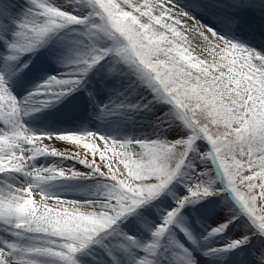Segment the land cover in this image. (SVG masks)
<instances>
[{
  "label": "rangeland",
  "instance_id": "374dc122",
  "mask_svg": "<svg viewBox=\"0 0 264 264\" xmlns=\"http://www.w3.org/2000/svg\"><path fill=\"white\" fill-rule=\"evenodd\" d=\"M46 2L80 17H88L91 11L87 0ZM193 2L194 0H174L175 5L192 11L197 19L210 24L217 22V16L227 15L232 11L221 3L218 5L213 2L212 12H199L191 8ZM5 3L11 7V13L6 19L0 17V76H3L9 91L16 97L20 109L19 118L32 134V138L24 145L26 159L21 160L15 155L0 156V191L11 188H19L22 191L26 197L25 219L32 232L17 229L10 220L0 219V248L7 251V245L15 243L19 248L54 245L58 250L63 242L62 237L85 231L92 220L100 218L96 215L97 212L103 215L99 202L108 197L120 204L121 199H117L120 193L142 195L148 187L144 181L154 174L148 172V168L155 161L153 153L159 152L160 162L167 166L168 153L171 152V148L166 145H149L141 149L133 147L126 152L120 149L110 151L105 145L106 150L101 152L98 145L89 142L80 134L94 133L97 137H106L122 143L130 142L138 147L139 141H171L188 135L189 130L176 116V110L170 107L168 99L153 90L135 65L126 63L112 54L106 55L95 64L78 83L73 80L75 87L45 84L51 76L72 79L79 71V68L75 67V61L80 60L81 56L93 47L106 48L111 41L103 38L102 34L90 36L87 23L70 24L50 33L44 40L49 38L47 43L42 42L39 46L20 53L15 60L9 59L13 53L7 47V42L18 39L13 35L17 30V22L26 18L40 22L43 18L31 0H0V5ZM100 3L106 10L110 6L118 7L115 0H100ZM252 14L254 16L242 22L238 29H227L221 25V30L233 42L264 54V33L260 35L254 31L258 26L264 27V17L261 19L256 17V13ZM112 16H121V13L112 12ZM88 19L91 21L98 18ZM32 39V36H26L22 41L23 45L27 47L32 43ZM137 59L140 57L137 56ZM71 63L75 66H70ZM25 64L27 67H23ZM80 75L81 72L76 77ZM69 87L72 90L64 92L65 95L62 96L61 90ZM216 99L220 97L209 96L206 102L190 97L188 103L196 109H201L203 105L204 109H207L203 118L214 121L212 131L216 135L207 132L204 135L211 142L215 141L222 146V154L217 153L215 162L218 168L220 164V172L210 166L208 157L202 156L203 153L211 151L210 142L203 137L199 138L195 148L185 157V163L177 176L158 194L159 196H156L159 199L157 214L153 211L135 214L138 218L134 222L136 226L131 223L134 217L131 214L126 216V219L121 218L113 229L99 234L96 238L98 243L94 242L74 254L78 264H114L113 257L119 264H135L136 259L144 255L162 261L163 264H172V251L169 256L168 248L162 241L166 238L168 243L170 236L191 250L198 264H256L257 257L264 254V236H261L256 226L251 223L222 174L225 167L232 168L242 162L245 147L234 144L232 150L224 149L227 136L220 133L226 128L235 132L239 131L240 127L247 126L254 133L252 149L260 158H264V140L259 139L264 136V86L257 85L254 91L245 89L239 93L224 95L219 105L216 104ZM249 101L252 103L249 104ZM220 105L227 108L226 114L212 115V109L215 108L218 112ZM108 106H111V109H106ZM41 117L45 125L36 123ZM9 130L10 126L0 120V132ZM61 135L72 137L66 141L73 146V154L54 146V140ZM6 143L5 138L0 136V148ZM29 152L34 155L32 159L28 156ZM76 154L85 160L89 159V155L94 157L100 154L98 167L108 168L109 176L98 173L72 176V171L92 172V169L75 158ZM90 162L95 163L94 160ZM13 163L22 171L9 169L3 172ZM49 169L53 172H48ZM60 170H64L65 175L60 176ZM202 172L208 174L204 180L212 182L214 194L185 205L181 216L178 217L179 222L188 228L195 239V243L189 240L192 248L185 241V233L172 226L159 239L157 254H147L144 245L155 239V228L161 224L167 211L177 206L176 201L188 194L186 185L198 182ZM123 173L127 175L124 176ZM219 182L227 186L224 195ZM228 192L234 195H229L234 206L230 204ZM85 201H96L97 205L92 207L80 203ZM238 220L240 222H237ZM227 221L232 222L227 224ZM223 224L228 225L223 232L209 235L213 228ZM21 232V235H17ZM124 234L133 237L136 243L132 244ZM244 236L251 237L246 244L237 248H226L231 241ZM186 238L188 239L187 236ZM252 241H255V245ZM209 249L216 251L209 252ZM16 251L17 255L10 257L12 264H25L27 259H34L38 264H64L59 257L20 252L19 249Z\"/></svg>",
  "mask_w": 264,
  "mask_h": 264
},
{
  "label": "snow or ice",
  "instance_id": "6c2138e0",
  "mask_svg": "<svg viewBox=\"0 0 264 264\" xmlns=\"http://www.w3.org/2000/svg\"><path fill=\"white\" fill-rule=\"evenodd\" d=\"M31 3L43 19L37 22L26 18L17 22V30L13 35L18 39L7 42V47L13 53L8 57L9 59L15 60L20 53L39 46L50 33L67 25L87 23L90 36L102 34L103 38L111 41V44L106 48L93 47L88 53L83 54L80 60L75 61L82 64L79 69L82 75L79 77L58 79L56 76H51L45 84L75 87L73 80L78 83L95 64L104 59L106 55L112 54L126 63L135 65L159 96L174 102L176 116L189 130L188 135L171 141H139L137 142L138 147L130 142L122 143L111 141L106 137H97L94 133L80 134L89 142L98 145L101 152L106 150L105 145H107V150L120 149L125 152L133 147L141 149L149 145H166L171 148V152L168 153L167 166L160 162L159 152L153 153L155 161L148 168V172L154 174L149 175L144 181L148 187L142 195L120 193L117 196V199H121L120 204H117L115 199L110 200L106 196V200L99 202L103 215L97 212L96 215L100 218L92 220L85 231L62 237L63 242L60 243L58 250L54 245L19 248L15 243H9L7 251L0 248V264H12L10 257L17 255V249L20 252L59 257L64 264H78L74 254L86 249L94 242L98 243L96 238L100 233L113 229L120 218L134 213L146 201L161 193L177 176L181 166L185 163V157L195 148L196 141L201 137L205 138V132L216 135L212 131L214 121L203 118V113L207 109H204L203 105L201 109H196L188 103L189 98L196 97L198 101L203 99L206 102L209 96L213 98L219 96L220 99H216V104L219 105L224 95L239 93L245 89L254 91L257 85L264 86V54L233 42L221 30V25L227 29H238L247 11L254 7L252 0H233L232 11L227 15L217 16V22L211 24L197 19L192 11L178 7L174 4V0H120V2L115 0V5L118 7L110 6L107 10L101 5L100 0H87L91 8L88 17L98 18L91 21L88 17L72 14L61 7L47 3L46 0H31ZM213 7L212 0H194L191 5L193 10L199 12H212ZM261 8L264 9V5H261ZM29 11L31 12L32 9ZM112 12H119L121 16H112ZM10 13L11 7L8 3L0 5V17L6 19ZM122 17L127 18L122 19ZM29 35L33 38L32 43L25 47L22 41ZM137 56L140 59H137ZM71 90V87L63 88L60 94L63 95L64 92ZM251 103L252 101H249V104ZM19 112L16 97L9 91L3 76H0V120L10 126L9 131L0 132V136L7 141L0 148V156L15 155L23 160L27 158L24 145L31 140L32 134L22 124ZM226 112L227 108L224 105H220L218 112L215 108L212 109V115L226 114ZM220 134L227 136L223 145L224 149L230 151L234 144L245 147L244 156L241 157L242 162L232 168L225 167L222 169V174L226 177L227 186L235 195L251 223L256 226L258 233L264 236V158H260L259 154L252 149L254 133L247 126H243L235 132L226 128ZM57 139L61 141V139L68 140L72 137L61 135ZM259 139L264 140V136ZM210 144L211 151L203 153L202 156L203 158L211 156L213 162H216L217 153L222 154V146L215 141ZM29 153L28 156L32 159L34 155ZM75 158L92 169V172L72 171V176L96 173L109 176L108 168L98 167L101 160L100 154L94 157L89 155L88 160L79 158L78 154ZM91 160L95 163L90 162ZM9 169L22 171L15 163L10 164L3 172ZM219 169H221L220 164ZM47 171L53 172L52 169ZM121 172H123L122 166ZM59 175H65V171L60 170ZM123 175L126 176L127 173ZM199 175L201 179L186 185L188 194L176 201L177 206L169 209L163 217V222L155 228L153 232L155 239L144 245L147 254H157L159 239L173 224H176V227L195 243L192 233L177 218L186 204L203 200L214 194L211 187L212 182L204 180L208 174L202 172ZM25 198L19 188L0 191V219L10 220L17 229L32 232L25 219ZM80 203L89 204L92 207L97 205L96 201ZM227 226V224L219 225L213 228L209 235L221 233ZM21 234L22 232L17 233V235ZM124 235L132 244L136 243L133 237ZM250 239V236H244L233 240L226 248H237L246 244ZM174 243L181 249V252L173 253L172 264H198L191 250L179 241H174ZM208 251L216 250L209 249ZM113 259L114 264H119L115 257ZM25 264H38V261L27 259ZM135 264H163V262L144 255L137 258ZM256 264H264V254L257 257Z\"/></svg>",
  "mask_w": 264,
  "mask_h": 264
},
{
  "label": "bare ground",
  "instance_id": "6f19581e",
  "mask_svg": "<svg viewBox=\"0 0 264 264\" xmlns=\"http://www.w3.org/2000/svg\"><path fill=\"white\" fill-rule=\"evenodd\" d=\"M5 124H7V123H5ZM54 142H55L54 146H56V148H58V149H60L62 151H65L67 153H70V154L74 153L73 146L70 143H68L66 140L61 139V141H60L58 139H55Z\"/></svg>",
  "mask_w": 264,
  "mask_h": 264
}]
</instances>
